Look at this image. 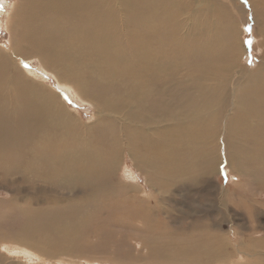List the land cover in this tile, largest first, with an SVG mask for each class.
<instances>
[{
  "label": "bare ground",
  "instance_id": "obj_1",
  "mask_svg": "<svg viewBox=\"0 0 264 264\" xmlns=\"http://www.w3.org/2000/svg\"><path fill=\"white\" fill-rule=\"evenodd\" d=\"M15 1L7 15L10 47L0 46V180L24 192L7 213L21 221L16 230L0 217V242L44 256L51 255L44 242L69 243L65 254L74 255L83 251L79 244L98 249L89 246L90 238L123 236L113 233V225L151 232L146 201L133 205L117 195L118 158L130 150L160 184L166 176L193 175L209 166L202 159L192 165L191 156L202 154L207 139H217L211 125L220 115L230 120L225 143L236 170L247 145V161L254 159L248 163L264 172V57L253 70L230 75L232 54L206 47L211 36L205 25L215 26L217 18L205 22L198 10L182 19V0ZM246 1L264 35V0ZM36 57L62 83L95 101L103 118L97 125L84 126L54 87L25 69L23 61ZM180 60L188 71L177 81ZM120 136L124 147L116 149ZM161 251L152 255L164 258ZM214 257L210 250L209 259Z\"/></svg>",
  "mask_w": 264,
  "mask_h": 264
},
{
  "label": "rangeland",
  "instance_id": "obj_2",
  "mask_svg": "<svg viewBox=\"0 0 264 264\" xmlns=\"http://www.w3.org/2000/svg\"><path fill=\"white\" fill-rule=\"evenodd\" d=\"M6 1L0 0V46L10 47L12 34L7 27V15L16 1ZM182 1L187 11L182 13V19L189 18V15L199 10L204 14L205 22H209L208 17L219 20L215 26L212 23L205 25L211 36L206 47L212 54H232V59L226 63L234 65L230 75L242 74L244 67L253 70L263 62L264 46L261 42L264 35L258 32L262 22L255 19L246 0ZM184 24L190 27L189 20L188 23L184 21ZM216 31L221 34L213 40ZM188 36L194 39L193 34L188 33ZM23 62L26 70L55 88L60 102L84 126H95L97 124L94 123L103 119L98 115L94 100L81 94L75 86L62 83L56 74L44 67L38 57ZM176 66L179 68L178 73L182 74L177 81H181L185 79L183 74L188 71V67L184 65V60L176 62ZM229 112H232L231 108ZM219 118L222 119L211 125L217 139H207L202 154L200 149L197 152L201 155L191 156L192 165L202 159L209 166L197 169L193 175L183 174L176 178L166 176V181L160 184L155 171L148 173L141 170L130 150L124 151L122 158H118L114 183L118 184L121 192H117V195L120 200L130 197L133 201L127 199L133 205L140 199L146 201L145 210L151 214V232H130L113 225V233L123 236L114 235L116 238L113 241H95L90 238L89 246L93 244L98 249L95 251L79 244L83 251L74 255L65 254V250L70 247L69 243L56 245L44 242L42 245L51 252L50 256H44L35 249L19 248L16 243L6 244L2 241L0 243L4 244V248L0 247V254L3 255L0 264H264V172L256 171L255 165L250 164L254 159L248 160V163L247 145L240 159L241 166L236 170L225 143V134L228 140L226 129L229 131L230 120L227 122L222 115ZM172 123L167 120L164 124ZM246 129L242 128L245 132ZM255 130L261 131L257 127ZM118 132L122 135L120 128ZM253 132L252 128L247 132L249 135H240L249 137ZM120 139L116 149L124 147L123 137L120 136ZM243 141L249 142L247 139ZM109 142L113 144L112 139ZM209 156L211 163L207 161ZM17 186L13 183L2 184L0 180V217H3V223L6 220V228L13 230L21 221L14 218L16 215L7 213L12 210L11 203L19 202V195L24 192L22 186L19 190ZM114 200L117 202V197ZM5 227L0 226V232H4ZM161 250H165L164 258L152 255ZM210 250L216 255L213 260L209 259Z\"/></svg>",
  "mask_w": 264,
  "mask_h": 264
}]
</instances>
